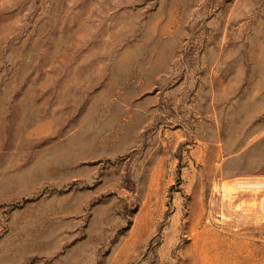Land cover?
Here are the masks:
<instances>
[{
    "label": "rangeland",
    "instance_id": "1",
    "mask_svg": "<svg viewBox=\"0 0 264 264\" xmlns=\"http://www.w3.org/2000/svg\"><path fill=\"white\" fill-rule=\"evenodd\" d=\"M261 252L264 0H0V264Z\"/></svg>",
    "mask_w": 264,
    "mask_h": 264
},
{
    "label": "crops",
    "instance_id": "2",
    "mask_svg": "<svg viewBox=\"0 0 264 264\" xmlns=\"http://www.w3.org/2000/svg\"><path fill=\"white\" fill-rule=\"evenodd\" d=\"M241 253H242V252H240L239 255H242ZM261 253L264 255V252H261ZM249 255H250V257H251V256L253 257V256L256 255V252L250 251V252H249ZM250 264H251V263H250ZM262 264H264V262H263Z\"/></svg>",
    "mask_w": 264,
    "mask_h": 264
}]
</instances>
